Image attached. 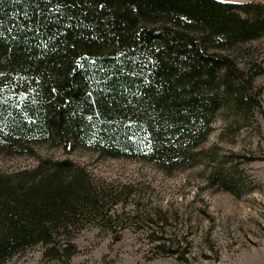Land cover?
Masks as SVG:
<instances>
[{
  "label": "trees",
  "instance_id": "1",
  "mask_svg": "<svg viewBox=\"0 0 264 264\" xmlns=\"http://www.w3.org/2000/svg\"><path fill=\"white\" fill-rule=\"evenodd\" d=\"M262 39L264 0H0V154L46 142L169 175L192 167L221 113L264 118V56L243 49ZM220 168L211 184L239 194ZM96 191L68 161L0 172V264L37 245L67 261L60 236L118 195Z\"/></svg>",
  "mask_w": 264,
  "mask_h": 264
},
{
  "label": "rangeland",
  "instance_id": "2",
  "mask_svg": "<svg viewBox=\"0 0 264 264\" xmlns=\"http://www.w3.org/2000/svg\"><path fill=\"white\" fill-rule=\"evenodd\" d=\"M243 49L256 51L253 59L264 56L262 41ZM246 58L238 57L240 68ZM263 83L258 77L254 85ZM262 98L264 112V91ZM222 114L199 150L204 154L170 175L72 145L63 150L42 142L25 156L0 154L1 173L32 170L42 160L68 161L87 174L97 194H118L105 199L101 217L83 219L76 232L60 236L73 247L67 261L45 259L37 245L7 264H264V118L255 114L252 124L236 126ZM219 167L240 176L239 194L211 184Z\"/></svg>",
  "mask_w": 264,
  "mask_h": 264
},
{
  "label": "crops",
  "instance_id": "3",
  "mask_svg": "<svg viewBox=\"0 0 264 264\" xmlns=\"http://www.w3.org/2000/svg\"><path fill=\"white\" fill-rule=\"evenodd\" d=\"M261 1V0H260ZM264 43V39L261 40ZM263 99V98H262ZM264 102V101H263Z\"/></svg>",
  "mask_w": 264,
  "mask_h": 264
}]
</instances>
